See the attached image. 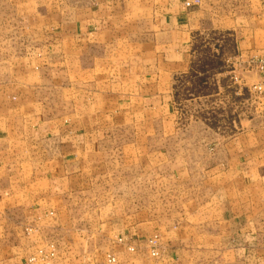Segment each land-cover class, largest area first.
I'll return each mask as SVG.
<instances>
[{"label":"crops","instance_id":"crops-1","mask_svg":"<svg viewBox=\"0 0 264 264\" xmlns=\"http://www.w3.org/2000/svg\"><path fill=\"white\" fill-rule=\"evenodd\" d=\"M194 1L0 0V264H264V0ZM111 176L183 216H89Z\"/></svg>","mask_w":264,"mask_h":264},{"label":"rangeland","instance_id":"rangeland-1","mask_svg":"<svg viewBox=\"0 0 264 264\" xmlns=\"http://www.w3.org/2000/svg\"><path fill=\"white\" fill-rule=\"evenodd\" d=\"M264 39V38H263ZM264 41V40H263ZM4 43V42H2ZM5 44H0V60H3L11 54L9 51L5 50ZM263 55H264V49H263ZM235 57V56H234ZM233 57V58H234ZM240 56H238L236 59H238V63L240 64ZM256 58L260 57H252L250 56L248 59H246V67L244 70H252V68H257L256 65L254 64V60ZM234 59V60H236ZM244 66V65H243ZM235 70V69H234ZM238 71L240 70V67L237 69ZM236 71V70H235ZM235 74H233V77ZM232 86L231 90L236 91L234 86H239L238 84L235 83V78L232 80ZM180 85V84H179ZM241 87V86H239ZM252 87V86H251ZM251 87L246 88L247 91H241L242 97L245 99L244 102H242L243 106L240 104L241 101H236L237 103L233 102V108L237 109V111H242L244 113H250L252 108L257 107L261 111H264V103L259 101L255 95L252 94L250 91ZM180 91L183 92V89H180ZM186 92V91H184ZM237 92V91H236ZM240 94V92L238 93ZM213 102H202L201 107L202 109L207 110L209 107L212 108ZM181 112H180V117L181 120H183L184 123L188 122V116L186 115L185 112H183L184 108L180 107ZM185 116V118H184ZM120 172L123 174H128V171H123L120 170ZM136 172H139V167L136 169ZM138 185H135L134 182L130 181L129 179H121L119 176H111L109 179L106 180L103 184L97 187L96 191H94L91 196L88 198L89 199V216H97L101 215L104 219L105 218H121L123 220H126L127 222H143V221H152V220H157L161 218H167L170 220H179L183 216V211H178L176 210L173 211H162L160 209L161 207V201H164V197H160L158 194L156 195H151L147 196L144 194L143 189H139V182H137ZM133 187H138L137 192L139 194L137 195H132L130 190ZM142 186V183L140 184ZM134 191V190H133ZM166 207H172L171 205H174L172 201L168 203V201H164ZM143 207H152L151 210H145ZM63 237H64V232L61 230H56L53 231L51 235V239L54 241H59L57 243L58 248H63ZM83 246V245H82ZM85 247L82 249H89L90 251H94V249H98V252H95L94 254V261L93 264H105L103 261V257L105 256L104 254L106 252H101L100 247L98 243H92V244H87L84 245ZM107 249V247H106ZM148 249V248H147ZM51 253H54L55 251V246L51 245L50 248ZM149 251V250H148ZM109 255V254H108ZM113 255V254H111ZM151 264H156L158 263L157 261L153 260L150 258ZM162 261V259H161ZM91 264V263H90Z\"/></svg>","mask_w":264,"mask_h":264},{"label":"built area","instance_id":"built-area-1","mask_svg":"<svg viewBox=\"0 0 264 264\" xmlns=\"http://www.w3.org/2000/svg\"><path fill=\"white\" fill-rule=\"evenodd\" d=\"M201 1L196 0L193 3H188V7L192 6H200ZM254 64L257 67L258 72L260 73V81L253 85L250 89L253 95L257 97V99L264 103V55L260 58H256L254 60ZM131 252H135L134 248L129 249ZM149 257L155 261L161 262L162 259V251L159 236H154L148 243ZM158 262V263H159ZM156 263V264H158ZM107 264H120L115 255L107 256Z\"/></svg>","mask_w":264,"mask_h":264}]
</instances>
